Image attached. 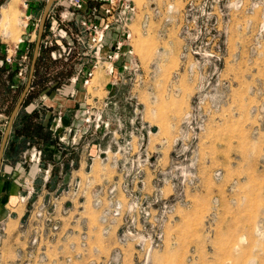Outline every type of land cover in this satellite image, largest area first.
Wrapping results in <instances>:
<instances>
[{
    "label": "rangeland",
    "instance_id": "obj_1",
    "mask_svg": "<svg viewBox=\"0 0 264 264\" xmlns=\"http://www.w3.org/2000/svg\"><path fill=\"white\" fill-rule=\"evenodd\" d=\"M37 1L28 22L24 0H0V145L30 76ZM122 1L132 55L110 79L70 89L81 62L45 69L41 41L13 125L30 110L48 132L24 145L12 125L0 264H264V0ZM63 85L85 98L73 125L47 107Z\"/></svg>",
    "mask_w": 264,
    "mask_h": 264
},
{
    "label": "built area",
    "instance_id": "obj_2",
    "mask_svg": "<svg viewBox=\"0 0 264 264\" xmlns=\"http://www.w3.org/2000/svg\"><path fill=\"white\" fill-rule=\"evenodd\" d=\"M49 1L42 0L47 4ZM119 1L120 29L116 33L119 40L113 44L110 35L115 30L113 21L116 20L114 7L117 0H53L48 11L44 38L41 40L42 49L48 51L55 61L70 54L78 58L81 63L77 66L76 74L68 80L72 85L89 88L98 70L104 71L110 79L117 73L115 65L129 54L132 55L127 50L131 38L125 16L129 7L125 5L127 1ZM24 4L29 22L33 20V11L29 7V0H24ZM9 63L11 61L7 59L1 64L7 67ZM59 84V79H56L49 86L54 89Z\"/></svg>",
    "mask_w": 264,
    "mask_h": 264
},
{
    "label": "crops",
    "instance_id": "obj_3",
    "mask_svg": "<svg viewBox=\"0 0 264 264\" xmlns=\"http://www.w3.org/2000/svg\"><path fill=\"white\" fill-rule=\"evenodd\" d=\"M42 53H44L45 55L44 54L42 55ZM42 53L40 54L41 55V58L40 59L43 60V62H45L44 61L45 60L44 58L47 55V57H46L47 59H46V62H45V69H48L51 66H53V64H55V63H52V61L50 60L51 56L49 55V52L48 51H44L42 49ZM56 79H53V81H55ZM53 81H51V82H53ZM59 85H61V84H59ZM68 87L70 89H75L76 90V89H80L81 86L77 87V86H74V85L70 84V86H68ZM68 87H67V89H68ZM65 88H64V85H63L62 88L59 90V92L57 91L58 92L57 95H55V94L52 95L51 94V96L49 98L50 101H49V104L47 105V107L48 108H52L54 111H59V113L63 117L62 118L63 119L62 121H63V124L64 125H69V124L70 125H73L74 124L73 117H74V114H75V111H76L75 109H77V107L79 108L80 106H82L85 98H84V96H82L83 94H80V93H77L74 98L73 97H71V98L69 97V95H68L69 92L66 93V95H62V92L65 90ZM50 91H51V88H47L46 90H43L44 93H48ZM87 100H88V98H87ZM28 112L34 113L35 111H30L29 110ZM37 112L38 113H41L39 111H37ZM41 117L38 116V118H41ZM43 117H45V118H43V121L42 120L41 121L39 120L41 122L40 125H42V127L40 128V130L45 131V134H46L48 132L47 131V127H48V122H49L48 118L49 117L47 115H44ZM35 122L33 121L32 122V125H35L36 126ZM18 123L20 125L21 124V121H19ZM37 126H38V124H37ZM49 126H50V128L52 127V125H49ZM43 127H44V129H43ZM4 184H5L4 181L3 180H0V186H4ZM1 189H2V187H1Z\"/></svg>",
    "mask_w": 264,
    "mask_h": 264
},
{
    "label": "water",
    "instance_id": "obj_4",
    "mask_svg": "<svg viewBox=\"0 0 264 264\" xmlns=\"http://www.w3.org/2000/svg\"><path fill=\"white\" fill-rule=\"evenodd\" d=\"M52 3H53V0L49 1L47 6H45L44 11H43L44 14H43L41 20L39 21V32H38L37 39H36V42H37L36 47L34 48L33 55H32L33 60L31 62V66H30V70H31L30 76H29L25 90L22 92V94L19 97L20 99H19L17 105H14V107L12 109V112H11L12 114H11L10 120L8 121L7 129H6L5 133H3L2 138H1L0 165H1V161L3 160V157H4L5 148L7 147L8 142H9L8 138L12 132V128H13L12 125H13L14 119H16V117H18V115L20 113L19 111H20L22 105H24V103H25L26 94H27L28 90L31 89L32 84H30V82H31L32 77L35 74V66L38 63L39 57H40L39 56V50L41 48V36H42V34H44L45 20H47L48 11H49V8L52 5Z\"/></svg>",
    "mask_w": 264,
    "mask_h": 264
},
{
    "label": "trees",
    "instance_id": "obj_5",
    "mask_svg": "<svg viewBox=\"0 0 264 264\" xmlns=\"http://www.w3.org/2000/svg\"><path fill=\"white\" fill-rule=\"evenodd\" d=\"M2 69L4 70L5 69V66L3 65L2 66ZM36 114V112H34ZM35 114H32V115H27L25 117H23L22 119H20L21 121V129H19L17 127V122L14 123L13 127H14V131L17 132V134L19 135H22L24 137V139L26 140L23 144L26 145L28 144V141L30 142V140H34L36 139L37 137L39 138L40 137V127L41 126H35V125H32L29 121H30V118H33ZM48 136L49 134H47L46 136L42 134V137L46 140L48 139ZM27 139H30V140H27ZM8 145L5 149V152H4V155L6 158H10V159H14V154H15V147H17L16 145V141H11V140H8ZM21 147V146H19ZM19 147H17L19 149Z\"/></svg>",
    "mask_w": 264,
    "mask_h": 264
}]
</instances>
